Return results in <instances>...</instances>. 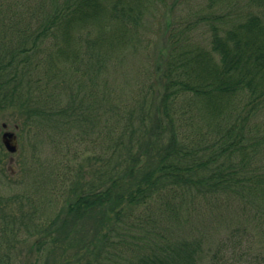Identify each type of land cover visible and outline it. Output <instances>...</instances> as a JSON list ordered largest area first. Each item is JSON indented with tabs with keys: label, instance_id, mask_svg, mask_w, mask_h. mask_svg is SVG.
<instances>
[{
	"label": "trees",
	"instance_id": "16d2710c",
	"mask_svg": "<svg viewBox=\"0 0 264 264\" xmlns=\"http://www.w3.org/2000/svg\"><path fill=\"white\" fill-rule=\"evenodd\" d=\"M140 1L64 0L45 13L34 6L35 29L25 20L21 27L13 3L0 0V110H19L25 125L54 127L69 138L65 154L70 141L92 136V144L98 142L108 124L106 117L101 124L103 113L111 116L114 134L109 145L100 140L109 155L90 158L88 174L81 166L76 170L70 196L55 215L59 227L53 217L19 214L30 206L26 191L0 194V264H196L198 241L184 234L195 200L211 203L237 193L244 203L261 205L264 176L251 170L248 159L264 136L259 126L252 131L246 125L264 109V20L252 14L223 18V27L214 21L208 45H190L171 28L156 88L144 87L140 97L124 102L104 90L101 73L108 59L122 60L126 26L141 14ZM86 28L94 37L79 45L73 31ZM51 45L56 48L48 51ZM53 58L54 68L47 65ZM39 64L49 66L43 81L29 74ZM25 76L32 80L26 85ZM184 119L215 131L190 138L180 130ZM71 160L63 158L64 181ZM19 222L37 225L11 234V224ZM32 236L35 257L12 260L15 243Z\"/></svg>",
	"mask_w": 264,
	"mask_h": 264
},
{
	"label": "rangeland",
	"instance_id": "374dc122",
	"mask_svg": "<svg viewBox=\"0 0 264 264\" xmlns=\"http://www.w3.org/2000/svg\"><path fill=\"white\" fill-rule=\"evenodd\" d=\"M7 1L13 3V8L16 9L14 17L21 27L25 20L26 24L29 23L30 27L36 29L38 20L35 18L36 13L35 17L33 16V7L36 6L45 13L51 9L53 3L61 4L64 0ZM142 2L140 1V6L144 8L140 9L139 16H135L137 21H131L126 26L130 28L127 29L125 36V38L129 37V42L124 52H120L123 55L122 60L119 59L117 62L116 59H108L101 73V78L107 83L104 90L110 97L113 91L114 96L124 102L140 97L144 87L151 89L152 86L153 90L156 88L158 81H156L158 76L156 70L158 67H163V60L169 48L168 33L171 28L177 31V36L187 37L190 45H208L209 29L214 21L216 26L223 27V18L235 21L245 19L252 14L264 20V0H143ZM9 27L11 30L19 28L10 25ZM88 29L90 32H86ZM73 34L76 43L80 45L94 37L95 31L93 28L75 29ZM180 43L184 46L188 45L185 41ZM84 46L86 45H81V51ZM49 48L48 51H53L56 46L51 45ZM54 61L53 58V61L47 62V65L54 68ZM78 61L74 62L78 65ZM39 65L40 68L35 72L34 68L30 69L29 74H39L36 76L43 81L48 77L45 69L49 66ZM27 78L24 77L25 85L27 81H32L28 80L30 77ZM85 89L88 92L92 88L88 85ZM155 95L156 93H153V97ZM260 111L248 119L246 127L254 131V126H259L263 137L264 109ZM22 116L17 109L0 110V194L11 197L24 190L30 195L28 198L32 202H28L30 204L28 207L24 205L25 208L21 209L20 215L28 216V212H35V220L47 221L52 217L55 220L57 210L61 208L65 197L70 196L69 183L74 179L76 170L81 166L82 173H87L93 161L90 158L97 154H100V157L110 154V149L108 153L103 152L105 146L100 140L108 142L109 145L114 137L108 129L112 118L109 114H102L101 124L106 117L107 129L99 133L100 137L95 145L92 144V136L91 138L85 136L86 138L82 140L70 141L71 150L69 154H65L62 146L69 143V138L63 137L64 134L55 131L54 127L48 129L37 124L25 125ZM184 121L180 125V130L190 138H195L199 133L215 131V129L208 131L209 127L201 120H197L198 125L189 119ZM1 124H5L6 127H1ZM5 130L15 135L14 152L7 151L2 143L1 136ZM259 136L260 134L251 133L250 137ZM254 146L250 148L254 149ZM255 148L254 153L253 150L250 152L248 165L253 172L264 176V142L259 139ZM64 156L74 159L69 164L68 181L61 179L66 170L63 167ZM222 196L225 198L217 197V200L211 203L202 202L201 199L195 200L197 207L186 215L189 225L184 224V234L196 238L199 245L196 264H264V212L261 207L263 205L264 209V196L260 198L261 205L258 206L244 203L245 201L243 202L237 193ZM55 221L53 227H59L60 221ZM84 223L89 227L93 224L90 219L85 220ZM13 225L15 224H11V234H24L28 230L32 231L37 222L28 224L19 222L17 226ZM16 227L18 228L15 229ZM88 232L89 229L85 228L83 234L87 236ZM83 234L81 238H84ZM31 235H34V232ZM34 238V236L28 237L26 242L21 241L18 245L15 243L16 248L12 247L10 254L12 260L31 261L33 254L32 249L29 248ZM81 238L80 235L77 237L79 241H83Z\"/></svg>",
	"mask_w": 264,
	"mask_h": 264
},
{
	"label": "water",
	"instance_id": "95a60500",
	"mask_svg": "<svg viewBox=\"0 0 264 264\" xmlns=\"http://www.w3.org/2000/svg\"><path fill=\"white\" fill-rule=\"evenodd\" d=\"M1 127H6L5 124H1ZM2 143L5 149L9 152H14L16 150L15 135L11 131L5 130L1 136Z\"/></svg>",
	"mask_w": 264,
	"mask_h": 264
}]
</instances>
